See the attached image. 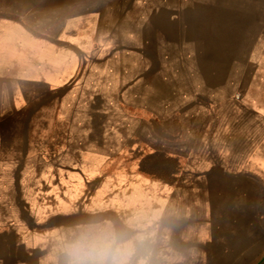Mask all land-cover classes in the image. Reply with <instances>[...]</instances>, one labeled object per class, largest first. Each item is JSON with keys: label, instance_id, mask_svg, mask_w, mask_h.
Returning a JSON list of instances; mask_svg holds the SVG:
<instances>
[{"label": "rangeland", "instance_id": "1", "mask_svg": "<svg viewBox=\"0 0 264 264\" xmlns=\"http://www.w3.org/2000/svg\"><path fill=\"white\" fill-rule=\"evenodd\" d=\"M63 1L0 0V18L29 25L38 19L58 31L68 18L96 11L112 17L119 3L124 14L121 0L68 12ZM130 30L124 21L121 35ZM35 34L56 50L54 55L40 49L41 67L51 63L52 79L64 80L52 89L35 83V95L23 104L17 126L28 133L23 138L29 143L34 139L35 156L58 159L53 145L87 129V144L109 159L103 175L121 177L117 193L133 192L127 179L135 172L147 178L141 190L150 193L153 207L167 203L173 211L182 209L185 236L198 237L201 251L211 256L200 264H258L264 258V150H253L255 136L245 141L240 121L226 118L231 111H254L237 87L242 73L228 70L230 57L205 55L198 63L153 39L151 55L120 56V63L130 64L119 66L111 56L93 54L85 61L74 33ZM62 53L71 64H63ZM255 121L245 123L255 128ZM206 144H214L215 153Z\"/></svg>", "mask_w": 264, "mask_h": 264}, {"label": "crops", "instance_id": "2", "mask_svg": "<svg viewBox=\"0 0 264 264\" xmlns=\"http://www.w3.org/2000/svg\"><path fill=\"white\" fill-rule=\"evenodd\" d=\"M121 1L112 17L96 11L68 18L58 31L38 19L29 25L0 18V264H64L58 241L68 228L91 216L117 223L137 218L155 221L161 232L167 231L168 247L178 264H200L201 258L209 262L211 257L201 251L204 246L198 237L185 236L182 209L173 211L167 203L153 207L150 193L141 190L145 176L133 172L127 179L133 182V192H116L121 177L118 172L103 175L109 159L97 146L87 144V129H77L79 139L53 145L51 151L60 152L58 159L35 156L34 139L29 143L23 138L28 133L17 126L23 104L35 95V83L52 89L64 82L52 79L51 63L41 67L38 62L41 48L54 55L56 50L41 43L35 33L51 32L54 37L74 33L85 61L93 54L111 56L119 66L130 64L120 63V56L151 55L153 39L160 41V48H175L198 63V57L205 55L230 57L228 70L242 73L237 87L254 111H231L226 118L240 121L239 135L245 141L255 136L257 144L250 150H264V0ZM103 6L104 0L63 1L64 12ZM124 21L131 30L122 36ZM59 56L64 65L72 63L66 54ZM252 119L255 128L245 123ZM206 145L215 153L214 144Z\"/></svg>", "mask_w": 264, "mask_h": 264}, {"label": "clouds", "instance_id": "3", "mask_svg": "<svg viewBox=\"0 0 264 264\" xmlns=\"http://www.w3.org/2000/svg\"><path fill=\"white\" fill-rule=\"evenodd\" d=\"M168 239L155 221L91 216L68 228L57 248L64 264H178Z\"/></svg>", "mask_w": 264, "mask_h": 264}, {"label": "water", "instance_id": "4", "mask_svg": "<svg viewBox=\"0 0 264 264\" xmlns=\"http://www.w3.org/2000/svg\"><path fill=\"white\" fill-rule=\"evenodd\" d=\"M258 264H264V258Z\"/></svg>", "mask_w": 264, "mask_h": 264}]
</instances>
